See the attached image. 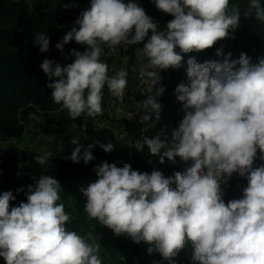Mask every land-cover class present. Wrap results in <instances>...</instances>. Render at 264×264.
<instances>
[{
  "label": "clouds",
  "instance_id": "clouds-1",
  "mask_svg": "<svg viewBox=\"0 0 264 264\" xmlns=\"http://www.w3.org/2000/svg\"><path fill=\"white\" fill-rule=\"evenodd\" d=\"M154 3L174 17L164 31H158L157 23L135 0H91L90 8L80 13L56 44L62 51L75 40L87 50L73 49L75 59L66 66L50 59L41 63L52 81L47 87L54 103L66 109L71 119L102 114L105 84L112 96L125 95L128 72L120 69L108 75V65L100 59L102 44L116 51L119 45L141 43L151 31L136 55L147 58L139 76L147 78L148 92L154 94L137 102V108L144 110L140 122L153 124L162 107L157 97L165 91L160 73L179 69L182 54L209 49L228 38L229 30L240 27V6L229 8V0ZM253 15L264 21L260 0H249L243 12L245 18ZM33 42L41 52L48 51L47 34L37 32ZM216 55L221 56L222 50ZM187 76L190 83L175 89L185 115L171 140L158 134L145 137L144 143L161 164L165 158L175 162L179 157L191 161L190 166L166 178L158 170L141 173L128 163L117 167L104 161L94 168L97 180L81 189L87 198L84 210L89 219L115 235L144 242L149 255L158 252L168 264H175L174 258L189 242L194 264H264V164L253 167L257 158L264 161V59L252 64L245 53L238 60L228 53L222 60L197 63L192 57L187 60ZM70 143L74 148L66 160L87 165L95 159L92 150L97 142L84 146L74 138ZM99 147L106 153L115 148L111 142ZM53 155L47 151L35 161L43 166ZM234 173L246 178L247 186L242 198L225 203L222 184ZM61 190L57 179L41 175L27 187V202L11 206L16 198L13 192L0 195V257L5 264H102L99 243H88L66 229L71 217L65 205L57 203Z\"/></svg>",
  "mask_w": 264,
  "mask_h": 264
},
{
  "label": "trees",
  "instance_id": "trees-1",
  "mask_svg": "<svg viewBox=\"0 0 264 264\" xmlns=\"http://www.w3.org/2000/svg\"><path fill=\"white\" fill-rule=\"evenodd\" d=\"M82 1L83 5L91 6V0ZM234 1L229 0V8L234 5ZM124 2L127 3L128 0ZM260 3L264 6V0H260ZM238 4L241 9L240 27L235 31L229 30L228 38L218 40L213 47L204 51L182 54L184 59L179 69H168L160 73L162 77L160 86H163L165 91L157 97V101L162 106L159 120L153 124L148 123L152 131H156L160 125L164 124V111L168 113L169 121H172V130H167L170 139L173 130L179 127L185 113L183 105L176 99L175 89L181 83H190L187 76L189 58L194 57L197 63L199 61L203 63L210 60H222L231 53V59L238 60L240 54L245 53L252 64H258L261 59H264V21L257 20L254 15L249 18L243 16L242 13L248 7L249 0H241ZM170 19L174 17L169 15L159 24L158 30H166ZM73 25L58 26L52 14L30 17L17 0H0V27L4 26L0 28V141L20 137L22 128L16 124L15 120L18 108L29 105L31 109L36 107L41 113H51L50 116L54 118V112L62 107L54 103L51 97L52 89L47 87V84L52 81L44 74L40 65L45 60V54L65 62L74 61L75 56L71 54L73 49L81 53L87 50V46L78 44L75 40L65 44L62 51L56 48V44L62 42V37ZM37 32L48 35L50 40L48 51L41 52L39 46L34 45L33 38ZM144 41L127 47L132 52ZM101 47L103 49L101 62L108 65L105 44ZM217 50H222L221 56L216 55ZM177 51H179L178 48ZM146 94L140 96L141 101L148 95L154 94V91ZM102 109L105 114L104 108ZM86 117V128L82 130L80 122L78 125L88 143L97 142L92 150L94 160L85 165L83 161L73 163L66 159L53 164L52 159L51 162L42 166L35 161L37 156L35 154L24 157L18 164H13L0 156V195L6 191H12L16 198L10 202V205L18 206L22 201L27 202L26 192L29 185H34L41 175L52 176L59 181L62 188L61 200L57 203H63L66 214L71 217L70 222L66 224V229L84 236L88 243H91V240L99 243V258L102 264H168V261L164 260L158 252L149 255L148 245L144 242L137 244L127 235L117 236L113 230L99 224L97 220L88 218L84 210L87 198L81 189L86 188L92 180H97L94 168L102 162L114 163L117 167H123L125 163H128L132 170L141 173L151 174L153 170H158L166 178L169 176V170L153 163L154 160L150 159L151 155L146 145L141 150L130 146L127 141L114 137L111 129L95 126L93 122L95 117ZM119 122H117L119 128L126 124L124 121ZM109 142L115 148L106 153L99 144ZM18 189H24V191L18 192ZM191 248L189 243L186 244L181 253L174 258L175 264H194L191 259L193 251ZM119 257H124L123 261ZM0 264H5L3 257H0Z\"/></svg>",
  "mask_w": 264,
  "mask_h": 264
},
{
  "label": "rangeland",
  "instance_id": "rangeland-1",
  "mask_svg": "<svg viewBox=\"0 0 264 264\" xmlns=\"http://www.w3.org/2000/svg\"><path fill=\"white\" fill-rule=\"evenodd\" d=\"M240 1L235 0L234 5ZM17 2L25 8L30 17L52 14L54 21L60 27L74 24V21L79 17L80 13L90 8L88 5H83L82 0H17ZM135 2L145 10L148 16L155 18L158 26L169 16V14L156 8L154 0H135ZM150 36L151 31L148 33L147 40L140 47L138 46V48H143L144 43H147ZM142 57L147 60L146 57ZM44 58L50 59L54 63L60 62L49 54H45ZM123 69L128 72L129 77H132V70L129 71L127 68ZM148 87H146L140 96L146 93V95L149 94ZM50 114L41 113L36 107L31 109L29 105L18 108L15 120L16 124L22 128L21 135L18 138H12L8 141H0V156L8 159L13 164H18L26 156L32 154L41 155L44 152L51 151L54 154L52 162L53 164H57L59 161L65 159V157L71 155L74 148V145L70 143L72 139L79 138L80 143L84 146L89 144L85 134L79 130L78 124L79 122L81 123V118L80 120L78 118L75 120L71 119L68 111L62 109V107L54 112V118ZM82 115L87 116L86 113ZM162 126L168 131L172 130V121H169V116L166 111H164V124ZM119 130L111 128L114 137ZM119 140H125L128 145L136 147V143L134 144L133 138L131 137H125ZM92 182H95V180H92L90 183ZM94 242L96 243V241L91 240V243ZM189 247L191 248L190 242Z\"/></svg>",
  "mask_w": 264,
  "mask_h": 264
},
{
  "label": "built area",
  "instance_id": "built-area-1",
  "mask_svg": "<svg viewBox=\"0 0 264 264\" xmlns=\"http://www.w3.org/2000/svg\"><path fill=\"white\" fill-rule=\"evenodd\" d=\"M155 22V18H152ZM106 52L105 56L110 60L108 63V75L111 77L116 74V71L127 68L129 71L132 70V77H127L128 86L125 89V95L122 99L114 97L108 91L107 84H105L102 90V108L105 110V114L102 111L101 115H97L93 119L94 125L97 127H104L107 129H120L117 131V137L119 139L127 138L131 136L133 138L134 144L136 143V148L141 150L144 143V138H153L156 135H160L161 139L171 140L168 137L167 129L160 125L156 131L151 130V126L148 123L142 124L139 120V117L143 115V109L137 108V102H141L140 94L144 92L147 86V83L144 82L145 79H141L139 76L141 66L147 63V60L143 59L142 55H136V49H133L132 52L129 51L127 46L119 45L117 46L116 51H112L107 44H105ZM73 61L68 60L65 62H59L60 65L66 66ZM131 117V119H129ZM81 129L86 128V116H81ZM119 121H124L126 124L122 128H119L117 124ZM119 122V123H117ZM147 146V145H146ZM259 157V152H258ZM150 159L154 160L155 165H161L167 170H169V176L177 171L183 172L187 166H190L191 161L184 162L179 157L175 158V162L168 161L165 158V162L161 164L159 162V156H150ZM264 164V161H261L257 158L254 161L253 167L260 166ZM247 186V179L240 177L238 174H233L232 177L228 180L227 184H222L224 189V200L227 203L232 199L242 198V189ZM175 187V185H173ZM180 254V253H179ZM178 254V255H179Z\"/></svg>",
  "mask_w": 264,
  "mask_h": 264
}]
</instances>
